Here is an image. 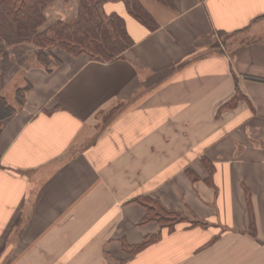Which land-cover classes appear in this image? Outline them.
Here are the masks:
<instances>
[{"label":"crops","instance_id":"1","mask_svg":"<svg viewBox=\"0 0 264 264\" xmlns=\"http://www.w3.org/2000/svg\"><path fill=\"white\" fill-rule=\"evenodd\" d=\"M142 2L155 30L105 5L134 39L114 60L55 46L48 69L29 43L2 59L0 264H264V0ZM219 31L233 39L204 53ZM140 195L208 226L164 227L133 253L124 241L161 230Z\"/></svg>","mask_w":264,"mask_h":264},{"label":"trees","instance_id":"2","mask_svg":"<svg viewBox=\"0 0 264 264\" xmlns=\"http://www.w3.org/2000/svg\"><path fill=\"white\" fill-rule=\"evenodd\" d=\"M56 1L0 0V65L10 48L25 43L36 46L38 61L48 69L53 59L47 48L55 46L62 47L74 55L86 53L90 58L100 61H111L121 57L134 44V39L128 31L124 16L116 10L106 11L105 5L108 2L122 4L129 14L149 30H155L159 26V22L142 0H79L74 18L50 20L48 11ZM156 1L169 8L176 7V0ZM224 32L219 31V33ZM4 80L3 72L0 70V87ZM28 88L29 85L18 89V96L22 98ZM237 93L231 102L239 101L240 97H244L239 86ZM232 104L228 102L224 107L232 106ZM14 109L6 98L0 95V112L4 114L10 111L11 113ZM190 174L193 173L190 171ZM192 176L196 179L195 174ZM132 200L146 208V214L141 223L156 221L161 226L159 232L146 236L139 243L129 244L124 241V248L133 253L143 250L161 238L164 227L172 232L184 220L181 213L166 207L157 197L140 195ZM193 226L205 227L208 226V222L194 219L188 224V227Z\"/></svg>","mask_w":264,"mask_h":264},{"label":"rangeland","instance_id":"3","mask_svg":"<svg viewBox=\"0 0 264 264\" xmlns=\"http://www.w3.org/2000/svg\"><path fill=\"white\" fill-rule=\"evenodd\" d=\"M52 8H53V6L50 7V9H52ZM50 9H49V11H50ZM49 11H48V17L51 20L52 17L50 16V12ZM231 39H233V38L228 33H219V32L217 33V32H215L213 35L208 36L207 39L205 38V45L207 46V49H206V51H204V50L203 51H204V53L212 52V51L213 52L222 51L224 46L227 47V44H228V42L231 41ZM33 47H34V49L36 51V46H34L32 43H30L28 45V47H25L24 49H25V51H29V49L30 48L32 49ZM50 49H51L50 47L47 48V51H50ZM197 53L198 54H202L203 52L201 53L200 51H198ZM23 55L20 58H22ZM7 69H13V67L9 64ZM7 86H9V84ZM3 93H5L10 98L12 96L11 94H13L11 92L10 88L9 89L7 88L6 90L4 89ZM20 100H22L21 97H20ZM0 116H3V114L1 112H0ZM173 209L178 211L179 213H181V216L184 217V220L182 221V223L189 224L191 221L194 220V218L191 215H189V214H187L185 212H182V211H180V210H178L176 208H173Z\"/></svg>","mask_w":264,"mask_h":264}]
</instances>
